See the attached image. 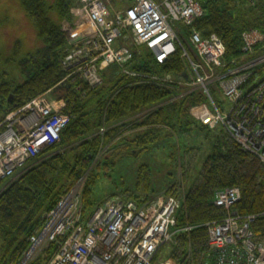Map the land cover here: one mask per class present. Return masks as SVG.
<instances>
[{
	"label": "trees",
	"instance_id": "obj_1",
	"mask_svg": "<svg viewBox=\"0 0 264 264\" xmlns=\"http://www.w3.org/2000/svg\"><path fill=\"white\" fill-rule=\"evenodd\" d=\"M20 4L44 44L19 60L20 70L26 76L22 83L0 77V121L46 92L64 99L62 111L70 115V121L62 129L60 141L45 147L14 178L0 179V264L21 261L30 247L31 236L45 223L44 213L81 180L83 213L89 217L104 200L94 196L101 175L99 168L115 165L116 154L128 150L131 144L134 148L138 146L137 156L163 134H173L177 128L192 124L197 120L191 113L192 106L208 100L202 89L185 88L187 69L181 46L163 63L156 61L146 48L143 55L135 56L127 64L160 79L128 75L112 64L104 70L103 82L96 86L80 77L64 80L67 71L62 60L72 44L73 27L84 17L76 9L78 0H20ZM203 7L204 14L196 20L195 27L204 36L216 33L222 37L226 61L242 53L243 31L257 28L264 32V0L254 4L247 0H203ZM190 28L182 23L175 27L184 46L196 58L197 52L188 38ZM21 43V39L14 42L13 52L20 51ZM263 70L264 62L257 66L258 73ZM167 74H172V78L163 79ZM215 94L220 95L216 91ZM103 149L106 153L97 159ZM194 149L186 150L188 156L182 163L186 178L193 170ZM149 167L148 163L141 164L136 186L124 187L117 193L138 200L152 197L156 192ZM229 186L240 187L242 197L234 208L244 214H258L252 227L257 236L263 237L264 162L242 149L222 126L212 152L180 197L178 226L189 224L194 228L179 233L176 238L179 246L173 249L175 243L171 242L167 252L182 264L204 262L209 252V234L204 224L226 215V209L213 201L218 190ZM56 248L51 243L28 264H47Z\"/></svg>",
	"mask_w": 264,
	"mask_h": 264
},
{
	"label": "built area",
	"instance_id": "obj_2",
	"mask_svg": "<svg viewBox=\"0 0 264 264\" xmlns=\"http://www.w3.org/2000/svg\"><path fill=\"white\" fill-rule=\"evenodd\" d=\"M118 1L78 0L84 18L72 29V44L62 60L67 71L64 80L80 77L96 86L112 64L128 75L160 79L127 64L146 48L163 63L181 46L187 69L185 88H200L208 96L206 102L192 106L191 113L209 128L222 125L242 149L264 162V76L260 78L264 70L257 72L264 62V32L243 31L242 53L226 61L222 37L204 36L195 27L204 14L203 0ZM177 23L191 27L188 38L196 58L184 46ZM171 78L172 74L163 77ZM227 100L231 107L225 111L220 104ZM64 105V99L43 94L0 121V179L13 178L45 147L60 141L70 121V115L62 111ZM80 182L44 213L42 229L31 236L30 247L18 264H28L51 243L57 248L47 264H182L167 248L165 254L162 251L179 233L194 228L178 226L180 197L164 191L138 200L120 193L103 200L87 217ZM241 197L238 186L216 192L213 202L224 207L226 215L204 224L209 252L202 264H264V236H257L252 227L258 214L234 208Z\"/></svg>",
	"mask_w": 264,
	"mask_h": 264
},
{
	"label": "rangeland",
	"instance_id": "obj_3",
	"mask_svg": "<svg viewBox=\"0 0 264 264\" xmlns=\"http://www.w3.org/2000/svg\"><path fill=\"white\" fill-rule=\"evenodd\" d=\"M117 2L119 1L117 0ZM76 9L81 14L79 4H76ZM77 24L78 22L75 25ZM17 39H21V49L19 52H13L14 42ZM43 44V38L38 35L33 21L25 13L20 0H0V77H8L14 80L15 84L22 83L26 76L20 70L19 60L29 56ZM262 76L264 74L260 78ZM43 94L58 99L47 92L40 95ZM219 103L221 102L219 101ZM220 105H223L222 108L225 111H228L231 107L228 100ZM221 128V125L216 128H209L203 126L199 120H195L182 129L177 128L173 134H163L153 146L137 156L135 151L138 146L134 148L131 142L128 150L119 151L116 154L117 162L115 165L99 168L101 175L94 187V196L105 200L108 197L120 194L117 191L124 187L136 186L138 167L143 163H148L152 173V186L156 193L168 191L178 197H183L185 191L189 189L201 170L203 161L212 152L216 135ZM191 147L195 148L191 151V154L194 155V165L193 170L186 178L182 163L188 156L186 150ZM129 149L132 150L129 151ZM104 153H106V149L99 153L97 159L103 156ZM106 170L108 173H105ZM78 189L81 191L80 184ZM174 243L173 249L179 246L178 239ZM163 246L162 251L164 252L168 245ZM189 251L191 252L190 247ZM170 256L176 260L174 254L171 253Z\"/></svg>",
	"mask_w": 264,
	"mask_h": 264
},
{
	"label": "crops",
	"instance_id": "obj_4",
	"mask_svg": "<svg viewBox=\"0 0 264 264\" xmlns=\"http://www.w3.org/2000/svg\"><path fill=\"white\" fill-rule=\"evenodd\" d=\"M79 7H80V10H81V4L79 3ZM81 12H82V10H81ZM84 18V17H83ZM82 21V20H81ZM81 21H79L78 23H80Z\"/></svg>",
	"mask_w": 264,
	"mask_h": 264
}]
</instances>
